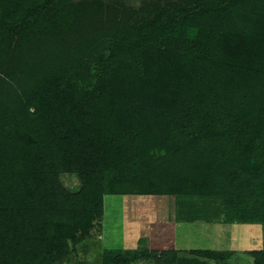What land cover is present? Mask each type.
Returning <instances> with one entry per match:
<instances>
[{"label":"trees","instance_id":"16d2710c","mask_svg":"<svg viewBox=\"0 0 264 264\" xmlns=\"http://www.w3.org/2000/svg\"><path fill=\"white\" fill-rule=\"evenodd\" d=\"M106 196L264 206V0H0V264H92Z\"/></svg>","mask_w":264,"mask_h":264},{"label":"rangeland","instance_id":"374dc122","mask_svg":"<svg viewBox=\"0 0 264 264\" xmlns=\"http://www.w3.org/2000/svg\"><path fill=\"white\" fill-rule=\"evenodd\" d=\"M139 6L143 0H126ZM54 186L76 188L77 175H52ZM263 200L106 196L102 239L87 242L89 262L104 250H156L153 261L175 264L186 250L234 251L229 264H253L246 251L264 247ZM171 254V255H170Z\"/></svg>","mask_w":264,"mask_h":264}]
</instances>
